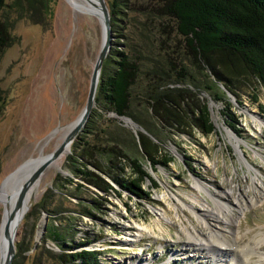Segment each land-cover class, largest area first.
I'll return each instance as SVG.
<instances>
[{
    "label": "rangeland",
    "instance_id": "rangeland-1",
    "mask_svg": "<svg viewBox=\"0 0 264 264\" xmlns=\"http://www.w3.org/2000/svg\"><path fill=\"white\" fill-rule=\"evenodd\" d=\"M14 34L21 42L0 61V198L7 178L42 150L52 153L56 141L48 137L83 112L103 41L100 18L74 9L67 0L55 5L51 30L19 21ZM238 76L229 99L215 102L205 93L196 99L197 104L209 103L213 134L169 131L161 140L151 138L159 146L156 160L162 164L153 168L144 160L145 170L159 184L152 188L149 179L144 182L143 188L152 193L149 200L123 191L105 175L118 193L83 182L79 188L63 185L71 174V154L60 168L50 166L18 228L19 262L61 264L56 254L85 241L91 242L89 249L102 251L108 264H228L230 259L246 264L245 252L264 255V88L247 70ZM101 114L98 132L111 128L110 133L123 139L145 133L112 113ZM224 114L234 115L239 133L226 124ZM127 150L131 158H139L132 143ZM167 156L173 162L167 163ZM128 163L120 159L104 166L129 180L133 176ZM5 207L0 201V227ZM45 225L63 235L65 248L47 238ZM258 241L263 245L257 250Z\"/></svg>",
    "mask_w": 264,
    "mask_h": 264
},
{
    "label": "trees",
    "instance_id": "trees-1",
    "mask_svg": "<svg viewBox=\"0 0 264 264\" xmlns=\"http://www.w3.org/2000/svg\"><path fill=\"white\" fill-rule=\"evenodd\" d=\"M106 1L114 41L101 72L96 107L71 146V174L63 185L76 184L79 188L87 184L118 193L103 178L105 175L123 191L149 200L152 193L143 188L144 182L149 179L152 188H159V184L145 170L144 160L153 168L162 164L156 160L159 146L151 138L161 140L160 136L169 131L175 135L188 134L190 130L205 136L213 134L216 125L209 103L197 104L196 99L205 93L212 101H225L229 94H235L233 85L245 70L264 88V0ZM57 3L58 0H0V61L9 48L21 42L14 34L19 21L39 25L46 31L52 29ZM179 74L182 78L174 76ZM228 107L233 109L231 103ZM101 113H112L121 120L129 118L145 133L137 131V136L131 134L123 139L110 133L111 128L98 132ZM224 116L226 124L239 133L234 115ZM130 143L139 158H131L127 150ZM120 159H128L132 179L124 180L105 170V166ZM166 160L173 162V157L167 156ZM46 236L65 248L66 239L55 227L48 225ZM90 245L85 241L69 246L56 258L61 264H108L102 259V251L89 249ZM16 249L13 264H22V248L17 243ZM69 250L74 252L67 253Z\"/></svg>",
    "mask_w": 264,
    "mask_h": 264
},
{
    "label": "water",
    "instance_id": "water-1",
    "mask_svg": "<svg viewBox=\"0 0 264 264\" xmlns=\"http://www.w3.org/2000/svg\"><path fill=\"white\" fill-rule=\"evenodd\" d=\"M98 5L100 8V13L96 15V13H92L95 16H98L102 25V33H103V41L101 45V49L96 60V63L93 68V73L90 81V89L88 94V99L86 106L80 116L77 118L75 122L72 123V129L69 134L66 136L62 144H60L52 153L46 155L45 160L31 173L29 178L25 181V183L20 188L17 200L13 205L12 209L8 212V216L6 221L2 220L1 227L3 225V235L7 239V247H6V255L5 259L1 261V264H13L17 249H16V238L18 234V228L20 223L24 218V210L27 195L30 189L40 180L43 173L57 160H59L68 150L70 146L75 142L78 136L84 130L87 122L89 121L94 108L96 107V96L98 84L100 81L101 72L104 66V63L109 56L113 45V32H112V23L110 11L108 8V4L106 0H98ZM122 121L129 125H134V128L138 126L134 124V122L129 118H122ZM71 153V151H70ZM29 162V161H28ZM23 164L16 172L11 174L10 176L16 175L20 170H22L26 164ZM3 222L5 224H3ZM14 224V232L12 235L11 227ZM46 230V225H45Z\"/></svg>",
    "mask_w": 264,
    "mask_h": 264
},
{
    "label": "bare ground",
    "instance_id": "bare-ground-1",
    "mask_svg": "<svg viewBox=\"0 0 264 264\" xmlns=\"http://www.w3.org/2000/svg\"><path fill=\"white\" fill-rule=\"evenodd\" d=\"M67 1L73 6L74 9H76L78 11H81V12L83 11V12H86V13L91 14V15H94L92 13H96V15L100 13L98 0H67ZM72 126L73 125L71 124V125L59 127L57 130H55V132L52 133L51 136L48 137V141L54 139L56 141V148H57L60 144H62V142L64 141L66 136L69 134V132L72 129ZM70 151H71V146L68 148L67 152L59 160H57L56 162H54L51 165V167H54V166L58 167L59 166V168H60L61 163L70 154ZM45 158H46L45 150H42V152L38 158H34V159L30 160L28 162V164H26V166L22 170H20V172H18L14 176H10L9 178H7V180L3 184L2 188H1L0 201L3 202V204H5V206H6L5 212H4V222L7 219L8 212L10 211V209H12L13 205L15 204V202L17 200L20 188L25 183V181L29 178L31 173L45 160ZM39 187H40V181H38L30 189V191L27 195V198H26L25 210H24V214H23L24 217H25L26 213L29 211V209L31 207L32 199H33L35 193L38 191ZM11 230H12L11 233L13 235L14 224L12 225ZM213 236L216 239H219L218 236H216V234H214ZM262 242L263 241H258L255 249H257V250L260 249V248H258V246H262L263 245ZM6 247H7V239L3 235V230H2L0 233V254H1L0 264H1V261L3 259H5ZM255 251L256 250L251 249L250 252L247 251V252H245V254L243 253L244 254L243 256L245 259L244 261L246 262V264H254V263L255 264H264V255L262 253H260L259 251H256V252ZM225 256H227V255H225ZM253 256H257L259 260L252 262L251 257H253ZM235 262H236L235 260L233 262V259L232 260L230 259V261H228V264H236Z\"/></svg>",
    "mask_w": 264,
    "mask_h": 264
}]
</instances>
